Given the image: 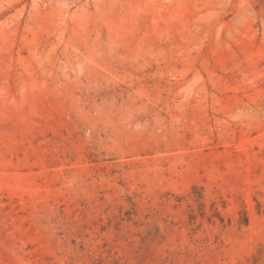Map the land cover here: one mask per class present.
<instances>
[{
	"label": "rangeland",
	"instance_id": "rangeland-1",
	"mask_svg": "<svg viewBox=\"0 0 264 264\" xmlns=\"http://www.w3.org/2000/svg\"><path fill=\"white\" fill-rule=\"evenodd\" d=\"M0 264H264V0H0Z\"/></svg>",
	"mask_w": 264,
	"mask_h": 264
}]
</instances>
